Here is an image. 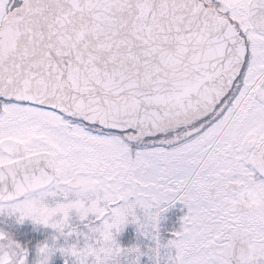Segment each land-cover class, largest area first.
<instances>
[{"label": "snow or ice", "instance_id": "snow-or-ice-1", "mask_svg": "<svg viewBox=\"0 0 264 264\" xmlns=\"http://www.w3.org/2000/svg\"><path fill=\"white\" fill-rule=\"evenodd\" d=\"M0 264H264V0H0Z\"/></svg>", "mask_w": 264, "mask_h": 264}, {"label": "rangeland", "instance_id": "rangeland-1", "mask_svg": "<svg viewBox=\"0 0 264 264\" xmlns=\"http://www.w3.org/2000/svg\"><path fill=\"white\" fill-rule=\"evenodd\" d=\"M178 210H173L171 213H169L170 217H172L174 219L175 216H177V214L179 215L180 213L178 212ZM130 232V230H129Z\"/></svg>", "mask_w": 264, "mask_h": 264}, {"label": "flooded vegetation", "instance_id": "flooded-vegetation-1", "mask_svg": "<svg viewBox=\"0 0 264 264\" xmlns=\"http://www.w3.org/2000/svg\"><path fill=\"white\" fill-rule=\"evenodd\" d=\"M178 213V212H177ZM178 215V214H177ZM175 218V217H174Z\"/></svg>", "mask_w": 264, "mask_h": 264}]
</instances>
